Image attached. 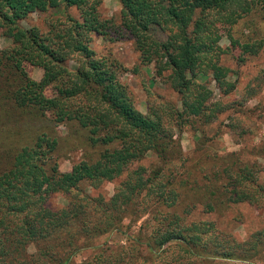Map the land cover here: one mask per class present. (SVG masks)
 <instances>
[{
    "label": "trees",
    "instance_id": "trees-1",
    "mask_svg": "<svg viewBox=\"0 0 264 264\" xmlns=\"http://www.w3.org/2000/svg\"><path fill=\"white\" fill-rule=\"evenodd\" d=\"M117 3L114 22L101 17L103 0H0V31L11 41L0 49L7 99L18 109L51 117L56 125L75 124L90 146L101 147L95 159L79 161L68 171L53 158L57 140L46 134L16 152L0 173V264H72L86 244L114 232L133 245L106 255L107 248H101L95 264L254 258L264 250V226L238 241L205 216L239 204L264 216V170L254 159L241 163V149L210 153L196 148L185 154L179 134L191 120L209 125L232 108L224 98L236 90L227 80L236 72L221 63L228 50L217 45L215 24L232 27L264 11V0ZM73 8L77 17L70 13ZM50 11L46 33L19 25L32 14ZM97 35L132 40L141 65L154 63L155 75L176 93L178 103H151L146 114L136 109L120 80L126 68L91 48ZM230 40L241 50L239 65L264 48V34ZM27 66L41 69L42 77L32 79ZM208 76L221 100L209 103L212 93L202 82ZM149 155L154 161L145 166ZM104 183L115 185L109 198L92 193ZM57 194L66 201L59 207L50 202ZM140 221L137 232H131ZM140 247L147 256L138 252Z\"/></svg>",
    "mask_w": 264,
    "mask_h": 264
},
{
    "label": "rangeland",
    "instance_id": "rangeland-1",
    "mask_svg": "<svg viewBox=\"0 0 264 264\" xmlns=\"http://www.w3.org/2000/svg\"><path fill=\"white\" fill-rule=\"evenodd\" d=\"M52 13L50 11L32 14L19 25L26 29L37 26L41 32L46 33L49 28L47 21L52 18ZM70 13L74 17L78 16L74 8ZM100 15L102 18H110L117 22L119 16L117 0H103ZM215 29L220 36L217 45L228 50L226 52L228 54L221 58V63L236 72L234 78L227 77L228 81L235 84L236 90L229 98H224L225 101H232L233 106L209 125H201L197 119L191 120L179 134L181 148L185 154H191L196 148H207L210 153L234 152L241 149L238 157L241 163H248L254 159L259 169L264 170V48L258 56L249 57L243 65H239L236 56L241 50L230 40L233 38L243 42L261 38L264 34V11L254 12L232 27L215 24ZM2 34L1 30L0 49L11 43ZM164 37V34L160 35V38ZM91 48L98 56L111 55L126 68L127 71L120 75V80L127 86L135 108L141 113L146 114L151 103L158 105L168 100L178 103L176 93L155 75L154 63L141 65L132 40L114 42L97 35L92 37ZM69 66L74 68V62L71 61ZM26 70L34 80L38 81L42 77L41 69L27 66ZM202 82L212 93L209 103L221 100L212 76H208ZM7 92V87L0 78V173L11 166L13 156L19 149L31 146L35 138L41 134L57 140L58 146L53 158L62 171H68L79 161L97 157L101 147L90 146L85 131L73 123L56 125L49 116L42 117L31 111L18 109L7 99ZM153 161L154 156L149 155L143 164L149 166ZM114 186L113 183H104L98 192L92 193H101L109 198L114 192ZM50 202L53 203L52 206L59 207L66 201L64 196L57 194ZM199 218L204 217L200 214ZM205 218L217 222L221 232L238 241H243L264 226V216L247 204L233 205L221 213L211 214ZM140 224L141 221L132 227L131 232H137ZM86 245L87 247H83L72 257V264L87 261L95 264L96 257L103 254L99 252L101 248H107L106 255L111 252L110 250L116 251L118 246L130 248L133 244L125 236L114 232L96 238ZM29 251L34 252V247H29ZM138 252L147 256L145 247H140ZM259 254L244 260L209 259L205 264H264V250Z\"/></svg>",
    "mask_w": 264,
    "mask_h": 264
}]
</instances>
